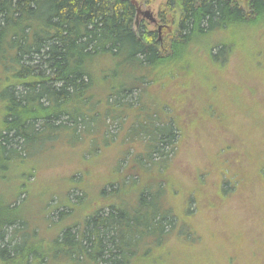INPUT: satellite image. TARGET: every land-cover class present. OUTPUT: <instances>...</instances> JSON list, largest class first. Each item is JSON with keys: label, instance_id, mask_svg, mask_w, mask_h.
<instances>
[{"label": "trees", "instance_id": "16d2710c", "mask_svg": "<svg viewBox=\"0 0 264 264\" xmlns=\"http://www.w3.org/2000/svg\"><path fill=\"white\" fill-rule=\"evenodd\" d=\"M178 8L177 30L162 37L147 25L135 29L137 9L131 0H0V186L27 163L18 149L22 144L32 156L33 145L43 143L49 133L57 137L62 132L75 142H90L87 164L110 143L112 123L125 125L119 147L123 155L105 175L108 180L99 202L83 224H72L51 238V229L70 216L69 211L61 210L56 223L48 221L46 234L22 216L26 198L20 199L28 195V177L35 168L20 174L24 182L12 200L5 201L0 189V264H177L168 252L169 241L176 239L188 247L196 234L190 225L179 228L181 220L191 221L204 210L208 216L220 212L223 224L229 217L236 224L230 199L240 195L245 201L253 187L258 197H264V144L237 155L234 145L216 146V138L214 143L207 138L206 152L217 149L210 159L212 168L196 171L194 188L184 205H177L189 186L176 175L172 153L186 139L203 141L201 131H218L222 137L241 119L240 113L220 110L217 102L192 112L195 106L186 93L190 83L180 81L189 82L190 60L198 56L225 73L237 55L236 28L250 30L256 41L263 39L264 0L244 4L169 0L166 4V12ZM223 30L230 31V41L209 44ZM242 38L247 41L249 35ZM258 65L264 73V62L259 60ZM257 75V83L264 87L263 74ZM172 87L179 92L175 97L170 94ZM253 90L252 97H258L259 87ZM200 118L204 121L200 126L189 121ZM244 157L254 175L244 176L241 171ZM86 173L90 172L82 171L83 179L73 183L84 196L78 198L80 204H69L70 211L89 196ZM211 173L216 175L212 188ZM208 188L211 194L204 199L201 192ZM262 202L256 205L259 233L248 237L249 231H241L234 243V251L247 254V264L250 259L264 264ZM227 263L237 264L238 258L233 256Z\"/></svg>", "mask_w": 264, "mask_h": 264}, {"label": "rangeland", "instance_id": "374dc122", "mask_svg": "<svg viewBox=\"0 0 264 264\" xmlns=\"http://www.w3.org/2000/svg\"><path fill=\"white\" fill-rule=\"evenodd\" d=\"M168 1L136 0L138 7L143 12L150 11L154 15L156 23L152 24L142 15H137L135 29L138 30L141 26L147 25L148 29L159 31L162 37L167 34L168 30L170 32L176 31L180 21L181 9H175L177 11L171 13L166 12ZM235 1L239 4L246 2V0ZM162 16L165 17L166 22L163 21ZM233 32L236 35L237 55L233 56L225 73H219L216 68L209 64L205 56H198L190 60L191 76L189 82L187 80L180 81L185 84L190 83V90L186 93L195 106L192 112L198 111L199 107L202 108L206 103L217 102L220 110L241 114V119L235 121L237 125L230 131L223 133L222 137H220L218 131H209V129L205 134H202L203 131H201L199 137L203 141L198 144L192 138L186 139L181 148L172 153V159L176 161L175 164L178 167L175 170L176 175L183 178L189 186L178 198L177 205L181 207L189 196V190L194 188L196 184L194 179L196 171L212 168L210 159L217 149L207 153L205 139L213 138L209 140L214 143L216 138V146L225 142L232 144L237 148L235 152L237 155L243 151H254L257 144H264V87L259 85L256 80L258 73L263 74L264 77V73L258 71L259 60L264 62V56H258V53L264 51V38L259 39V41L252 39L250 30L241 32L240 29L236 28ZM230 34L229 30L215 33L209 44L230 41ZM244 34L249 35L247 41L242 38ZM256 86L260 89L259 96L252 97L251 92L256 89ZM152 93L157 95L158 91L154 89ZM170 94L175 97L179 92L172 87ZM143 96L145 98L144 94ZM136 98L137 95H133V101H136ZM252 107H254L253 111L251 110ZM201 119H189V121H194L192 126H200L201 122H204ZM124 127L125 125L120 122L112 123L108 128L109 135H107L110 143L108 146H101L102 149L97 152L101 155L92 156V160L87 164L84 158L86 160L90 158V152L86 150V146L88 148L90 142H75L74 139L62 135V132L57 137H53L52 133H49L43 143L38 142L33 145L30 149L32 156L28 155L27 149L25 151V145L22 144L18 149L28 161L20 170H14L10 174L8 183L0 186L5 201H10L17 195V190L24 182L19 178L20 174H28L32 168H35L32 177H28L30 185L27 188L28 195L21 196L20 199L26 198L24 206L20 209L22 216L29 219L36 226L40 225L39 229L42 233L44 232L43 234H46L49 233L46 230L48 221L56 223L59 221L58 213L61 210L69 211L70 216L63 218L56 226L54 225L55 227L53 226L51 238L54 234L72 224H83L84 217L99 202L101 187L108 180L106 178L108 175H105L116 168L118 159L123 155V150L119 147L122 141L121 138L125 134ZM93 136L89 135V137ZM99 137L103 139V133H100ZM230 139L234 143H230ZM166 151H169V149H166ZM124 165L126 167V164ZM241 167L244 176L254 175V169H250V161L247 158L244 157ZM86 169L90 173L85 174L84 185L90 189L89 196L84 197L82 206H75L74 210L70 211L69 204H80L78 198L84 196L82 191L74 188L73 183L83 179L82 171ZM205 173H210V171H205ZM99 175H103V177L98 178ZM215 180L216 175L211 173L208 179L211 188ZM244 183V179H242V184ZM208 189L201 192L204 199H208L211 194V189ZM243 195L246 194L243 193ZM239 196L236 195L230 199L231 204L234 205L229 208L231 216L235 217L236 224L230 217L226 218V223L223 224L219 221L222 218L220 212H214L208 216L207 212L204 213V210L203 212L199 211V216L191 221L181 220L179 228L182 225H190L195 230V238L190 240L188 247L180 245L182 242L178 243L179 241H176V239L170 240L167 248L169 249L168 252L173 255L171 259L177 264H228L227 262L235 256L238 258L237 264H247L245 258L247 254L237 250L234 251V243L239 239L241 231H249V233H246L248 237L252 233H259V220L255 218L258 215L256 205L263 203L264 197L261 198L256 195L255 187H253L252 193L245 196V201H240ZM258 198L262 201H258ZM200 203L201 206L205 204V202ZM191 208L196 210V205L192 204ZM259 239H262V236H259ZM254 262L250 259V264H254Z\"/></svg>", "mask_w": 264, "mask_h": 264}, {"label": "water", "instance_id": "95a60500", "mask_svg": "<svg viewBox=\"0 0 264 264\" xmlns=\"http://www.w3.org/2000/svg\"><path fill=\"white\" fill-rule=\"evenodd\" d=\"M132 4L136 7L137 9V15H142L145 19H147L150 23L155 24L156 20L154 18V15L150 12V11H145L143 12L139 7H138V3L136 2V0H131Z\"/></svg>", "mask_w": 264, "mask_h": 264}, {"label": "flooded vegetation", "instance_id": "af4514ba", "mask_svg": "<svg viewBox=\"0 0 264 264\" xmlns=\"http://www.w3.org/2000/svg\"><path fill=\"white\" fill-rule=\"evenodd\" d=\"M247 1V0H246Z\"/></svg>", "mask_w": 264, "mask_h": 264}]
</instances>
